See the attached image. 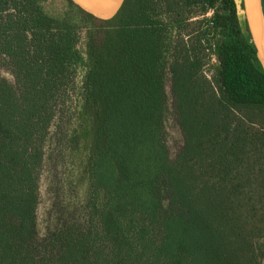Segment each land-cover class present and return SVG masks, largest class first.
<instances>
[{
  "label": "trees",
  "instance_id": "trees-1",
  "mask_svg": "<svg viewBox=\"0 0 264 264\" xmlns=\"http://www.w3.org/2000/svg\"><path fill=\"white\" fill-rule=\"evenodd\" d=\"M43 1L0 0V264H264V72L241 0H124L109 19L72 0L50 15ZM170 28L183 31L172 45ZM81 31L72 196L45 161Z\"/></svg>",
  "mask_w": 264,
  "mask_h": 264
},
{
  "label": "rangeland",
  "instance_id": "rangeland-1",
  "mask_svg": "<svg viewBox=\"0 0 264 264\" xmlns=\"http://www.w3.org/2000/svg\"><path fill=\"white\" fill-rule=\"evenodd\" d=\"M74 4L78 7H80L75 1H73ZM43 7L45 11L54 16H62V13L64 11H67V2L66 0H44L43 1ZM210 11L207 12L204 17H207L210 15ZM203 15H200L198 17H192L190 20H194L196 18H201ZM165 18L167 19V16L165 15ZM183 33L182 30L179 28H170L169 33L167 34L168 37V44L172 45L176 39L177 35L180 33ZM78 50L80 51V54L82 56L81 61L77 64L76 67V78H75V87L74 92L71 91L70 94L67 93L66 99L67 103L64 105L63 108H65V112L67 110V114L64 115L62 119V129L61 134L59 135L60 139L57 143L54 153L49 158L47 155L46 159V171L49 172V174L52 176L53 181L57 185L61 184V181L66 182V187L68 188V191L71 192L72 196H77L82 191L84 181L81 178L80 174V166L82 165L81 160L83 159V152L84 150L78 145L74 143L73 140H70L69 137H67L68 134V127L70 129V125L72 124L71 120H68V117L70 118V115H72L71 112H75L77 106H78V85L81 82L82 76L86 69V54H85V36L84 32L81 31L80 39L77 43ZM167 52H170L169 46H167ZM167 58L170 59V54L167 53ZM168 59V60H169ZM214 61V58H211L210 62L212 63ZM206 74L209 75L208 67L204 69ZM0 72L2 76L8 77V72L6 67L3 64H0ZM170 74L168 72V69H166L165 74V88L168 96V103L171 99V91H170ZM73 115L71 116V118ZM70 118V119H71ZM167 143L170 153H175L179 145L181 144V135L179 133L178 127L172 122L168 120L167 124ZM47 187H52L51 178H48L47 180ZM45 181L42 180L41 183H44ZM54 183V182H53ZM46 184V182H45ZM42 190L40 191V199H39V208H38V214H39V222L40 224L44 225V222L46 221V209L48 208V197L45 195V193H49L50 189H47L44 191V187L42 186ZM264 262V259H263Z\"/></svg>",
  "mask_w": 264,
  "mask_h": 264
},
{
  "label": "water",
  "instance_id": "water-1",
  "mask_svg": "<svg viewBox=\"0 0 264 264\" xmlns=\"http://www.w3.org/2000/svg\"><path fill=\"white\" fill-rule=\"evenodd\" d=\"M81 9L99 19L113 17L124 0H72ZM237 1V0H235ZM247 34L254 47L259 66L264 72V13L261 0H241Z\"/></svg>",
  "mask_w": 264,
  "mask_h": 264
}]
</instances>
